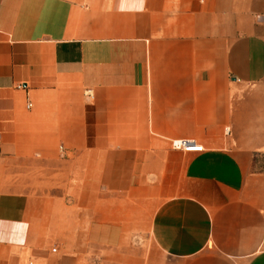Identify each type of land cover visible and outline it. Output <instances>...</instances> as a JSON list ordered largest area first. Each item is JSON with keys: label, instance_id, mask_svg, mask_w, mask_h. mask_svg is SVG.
<instances>
[{"label": "crops", "instance_id": "obj_1", "mask_svg": "<svg viewBox=\"0 0 264 264\" xmlns=\"http://www.w3.org/2000/svg\"><path fill=\"white\" fill-rule=\"evenodd\" d=\"M0 264H264V0H0Z\"/></svg>", "mask_w": 264, "mask_h": 264}, {"label": "built area", "instance_id": "obj_2", "mask_svg": "<svg viewBox=\"0 0 264 264\" xmlns=\"http://www.w3.org/2000/svg\"><path fill=\"white\" fill-rule=\"evenodd\" d=\"M87 95L91 96L90 92H87ZM173 147L175 149L182 150L187 153H201L203 151L202 147L196 145L195 143L189 142V141H175L173 143Z\"/></svg>", "mask_w": 264, "mask_h": 264}, {"label": "bare ground", "instance_id": "obj_3", "mask_svg": "<svg viewBox=\"0 0 264 264\" xmlns=\"http://www.w3.org/2000/svg\"><path fill=\"white\" fill-rule=\"evenodd\" d=\"M29 107V106H28Z\"/></svg>", "mask_w": 264, "mask_h": 264}]
</instances>
